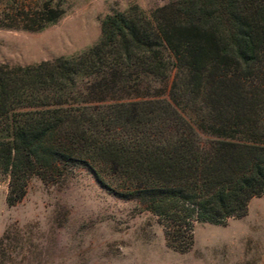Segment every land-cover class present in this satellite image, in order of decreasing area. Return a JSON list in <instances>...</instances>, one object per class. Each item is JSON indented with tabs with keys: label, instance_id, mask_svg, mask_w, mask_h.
<instances>
[{
	"label": "trees",
	"instance_id": "1",
	"mask_svg": "<svg viewBox=\"0 0 264 264\" xmlns=\"http://www.w3.org/2000/svg\"><path fill=\"white\" fill-rule=\"evenodd\" d=\"M62 13L44 1L2 26L39 31ZM100 31L70 57L0 64L6 203L85 168L187 252L195 223L224 225L264 193V0L132 6Z\"/></svg>",
	"mask_w": 264,
	"mask_h": 264
},
{
	"label": "rangeland",
	"instance_id": "2",
	"mask_svg": "<svg viewBox=\"0 0 264 264\" xmlns=\"http://www.w3.org/2000/svg\"><path fill=\"white\" fill-rule=\"evenodd\" d=\"M44 1L63 11L54 24L39 31L2 26L17 8ZM168 1L0 0V64L76 55L99 40L106 15L132 6L149 15ZM7 192L0 174V264H264V193L224 225L195 223L193 245L180 253L166 246L154 215L101 188L85 168L56 185L32 178L13 206Z\"/></svg>",
	"mask_w": 264,
	"mask_h": 264
}]
</instances>
